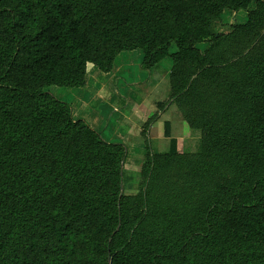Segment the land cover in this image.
Returning a JSON list of instances; mask_svg holds the SVG:
<instances>
[{
    "label": "trees",
    "instance_id": "obj_1",
    "mask_svg": "<svg viewBox=\"0 0 264 264\" xmlns=\"http://www.w3.org/2000/svg\"><path fill=\"white\" fill-rule=\"evenodd\" d=\"M255 1L0 0V124L22 122L30 144L17 173L24 187L4 175L11 148L0 157V264H191L186 246L155 251L145 240L115 247L112 216L100 197L128 199L120 195L126 146L73 119L70 104L43 87L83 86L88 63L107 72L121 51L140 49V66L149 69L174 43L172 89L185 78L186 65L201 57L197 44L216 38L210 26L222 9L245 10ZM192 117L201 127L218 126L207 111ZM163 126L169 136V122ZM224 145L264 180V87ZM99 146L113 148L118 165L106 163L103 177L89 186ZM58 164H67L65 182L52 181ZM207 230L214 251L257 246L264 253V194L221 208Z\"/></svg>",
    "mask_w": 264,
    "mask_h": 264
},
{
    "label": "rangeland",
    "instance_id": "obj_2",
    "mask_svg": "<svg viewBox=\"0 0 264 264\" xmlns=\"http://www.w3.org/2000/svg\"><path fill=\"white\" fill-rule=\"evenodd\" d=\"M249 17L250 24L245 26ZM210 28L216 38L197 44L201 57L186 65L185 78L172 89L169 84L167 96L163 86L150 91L145 107L155 105V113L144 121L137 115L135 121L123 117V125L111 131L126 135L120 142L127 149L121 163L120 195L128 199L109 195L100 199L104 211L112 216L117 249L149 240L150 246L166 249L186 246L191 264H264V253L257 246L214 251L207 230L213 214L221 208L241 199L252 202L264 194L263 174L251 173L224 145L245 117L252 97L264 87V0L250 2L239 11L225 6ZM171 48L176 46L172 43ZM165 57L170 60L169 50ZM64 88L72 87L50 85L43 90L54 95ZM20 109L27 113V108ZM165 111L174 119L173 125L168 121L166 137ZM200 111H207L217 122L216 129L198 125L192 116ZM9 122L0 124L4 129L0 157L11 148L4 175L12 174L24 187L26 181L17 173L30 150L26 125L17 119ZM95 131L107 140L101 131ZM115 152L103 146L93 150L99 167L92 173L89 186L103 177L106 163L108 167L118 165ZM66 171L67 164H58L52 181L70 179ZM162 248L155 247V251Z\"/></svg>",
    "mask_w": 264,
    "mask_h": 264
},
{
    "label": "crops",
    "instance_id": "obj_3",
    "mask_svg": "<svg viewBox=\"0 0 264 264\" xmlns=\"http://www.w3.org/2000/svg\"><path fill=\"white\" fill-rule=\"evenodd\" d=\"M171 44L168 48L170 54L176 51L172 50ZM142 56L140 49L121 51L107 72L88 63L83 86L58 90L54 96L70 104L73 119L85 120L92 129L101 131L109 142H124V133H111L118 125H123V117L135 121L137 115L140 120H146L156 109L153 104L151 109L145 107L150 91L163 86L162 90L167 96L170 89L171 57L170 60L162 58L153 67L143 69L140 66ZM162 116L167 117L166 121L173 125L174 119L168 111L163 112Z\"/></svg>",
    "mask_w": 264,
    "mask_h": 264
}]
</instances>
